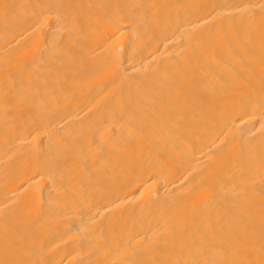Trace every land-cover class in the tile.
Segmentation results:
<instances>
[{"label":"bare ground","instance_id":"6f19581e","mask_svg":"<svg viewBox=\"0 0 264 264\" xmlns=\"http://www.w3.org/2000/svg\"><path fill=\"white\" fill-rule=\"evenodd\" d=\"M0 264H264V0H0Z\"/></svg>","mask_w":264,"mask_h":264}]
</instances>
